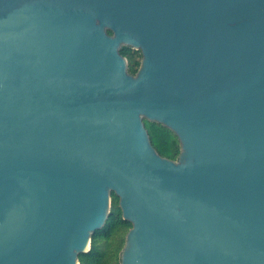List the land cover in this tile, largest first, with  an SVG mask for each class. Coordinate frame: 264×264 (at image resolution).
I'll use <instances>...</instances> for the list:
<instances>
[{
    "label": "water",
    "instance_id": "water-1",
    "mask_svg": "<svg viewBox=\"0 0 264 264\" xmlns=\"http://www.w3.org/2000/svg\"><path fill=\"white\" fill-rule=\"evenodd\" d=\"M112 191L120 264H264V0H0V264H79Z\"/></svg>",
    "mask_w": 264,
    "mask_h": 264
},
{
    "label": "trees",
    "instance_id": "trees-1",
    "mask_svg": "<svg viewBox=\"0 0 264 264\" xmlns=\"http://www.w3.org/2000/svg\"><path fill=\"white\" fill-rule=\"evenodd\" d=\"M112 33L111 30H109ZM121 53L129 61V71L135 74L141 61V51L124 45ZM146 127L157 151L171 159H177L181 150L178 136L167 126L145 119ZM119 196L112 191L111 209L104 225L91 236V248L78 256L79 264H120V255L132 222L123 218Z\"/></svg>",
    "mask_w": 264,
    "mask_h": 264
}]
</instances>
